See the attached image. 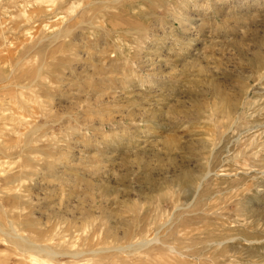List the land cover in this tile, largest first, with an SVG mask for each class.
<instances>
[{"label":"rangeland","instance_id":"374dc122","mask_svg":"<svg viewBox=\"0 0 264 264\" xmlns=\"http://www.w3.org/2000/svg\"><path fill=\"white\" fill-rule=\"evenodd\" d=\"M33 258L264 264V0H0V264Z\"/></svg>","mask_w":264,"mask_h":264},{"label":"bare ground","instance_id":"6f19581e","mask_svg":"<svg viewBox=\"0 0 264 264\" xmlns=\"http://www.w3.org/2000/svg\"><path fill=\"white\" fill-rule=\"evenodd\" d=\"M214 244H215V242H214ZM213 244V242H212V245H214ZM30 245V244H29ZM207 245V244H206ZM140 246V245H139ZM148 246V245H147ZM210 246V245H209ZM217 246H218V243H217ZM216 246V247H217ZM130 248H132V247H130ZM98 250V249H97ZM101 250V249H100ZM104 250V249H103ZM136 250V249H135ZM187 250V249H186ZM191 250V249H190ZM216 250V248L214 249V251ZM176 251V250H175ZM188 251V250H187ZM181 252V251H180ZM179 252V253H180ZM217 252V251H216ZM95 253V252H94ZM98 253V252H97ZM37 254V253H36ZM35 255V254H34ZM126 255V254H125ZM185 256V255H184ZM203 257V256H202ZM38 258V257H37ZM179 258V257H178ZM198 258H200V257H198ZM32 261H31V264H41L38 260H36L35 258H33V259H31ZM180 260V259H179ZM246 260V259H245ZM161 263L160 264H184V262H183V260H182V262L180 261V262H174V260L173 261H171V262H168V260L167 259H162L161 261H160ZM195 263V262H194ZM44 264V263H43Z\"/></svg>","mask_w":264,"mask_h":264}]
</instances>
